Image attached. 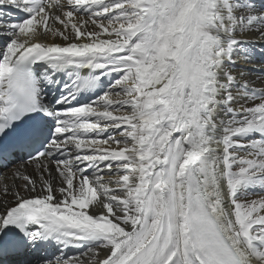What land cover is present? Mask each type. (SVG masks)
I'll use <instances>...</instances> for the list:
<instances>
[{"label":"snow or ice","instance_id":"snow-or-ice-1","mask_svg":"<svg viewBox=\"0 0 264 264\" xmlns=\"http://www.w3.org/2000/svg\"><path fill=\"white\" fill-rule=\"evenodd\" d=\"M0 264H264V0H0Z\"/></svg>","mask_w":264,"mask_h":264}]
</instances>
